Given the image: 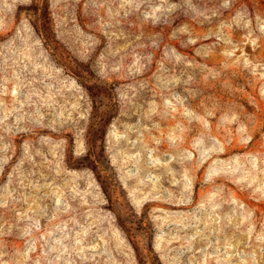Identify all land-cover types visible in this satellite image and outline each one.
Wrapping results in <instances>:
<instances>
[{
  "label": "rangeland",
  "instance_id": "obj_1",
  "mask_svg": "<svg viewBox=\"0 0 264 264\" xmlns=\"http://www.w3.org/2000/svg\"><path fill=\"white\" fill-rule=\"evenodd\" d=\"M0 264H264V0H0Z\"/></svg>",
  "mask_w": 264,
  "mask_h": 264
}]
</instances>
